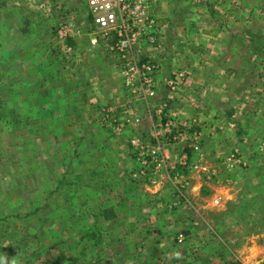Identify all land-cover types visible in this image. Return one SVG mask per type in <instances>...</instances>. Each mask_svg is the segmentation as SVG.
I'll return each instance as SVG.
<instances>
[{
  "label": "rangeland",
  "instance_id": "374dc122",
  "mask_svg": "<svg viewBox=\"0 0 264 264\" xmlns=\"http://www.w3.org/2000/svg\"><path fill=\"white\" fill-rule=\"evenodd\" d=\"M144 1L141 17L153 23L141 29L156 40L135 36L124 55L111 49L114 26L101 28L85 0H0V254L26 243L6 264H40L49 252L66 255L63 264H264V0H199L197 9V0H161L166 15L173 3V24L160 21V0ZM207 46L213 52L199 55ZM143 62L154 65L152 95L141 85ZM191 64L210 81L200 104L219 117L209 126L217 131H197L172 110L173 82L185 73L187 88ZM112 83L148 99L157 122L151 141L141 136L145 148L162 141L167 114L182 138L161 148L188 144L191 154L151 171L148 155L133 176L128 130L95 105ZM14 112L29 117L18 130ZM183 156L193 168L179 164Z\"/></svg>",
  "mask_w": 264,
  "mask_h": 264
},
{
  "label": "crops",
  "instance_id": "0c3cea01",
  "mask_svg": "<svg viewBox=\"0 0 264 264\" xmlns=\"http://www.w3.org/2000/svg\"><path fill=\"white\" fill-rule=\"evenodd\" d=\"M199 2L200 1L197 0L196 2L194 1V3H192V4H194V7L196 9L198 8L199 5H201ZM156 5H157L156 7H159L158 14L165 13L164 1L162 2L160 0V2H157ZM172 6H173V3L170 5L168 4L167 9H168V11L169 10L170 11H169L168 15H166V13L164 15H162V16H165V17L160 18L161 19L160 21L162 23L173 24L174 18H173L172 10H174V7H172ZM197 14L198 13L195 12V14L192 15V20H193L192 24L198 25V23L201 22V21H197L196 16H195ZM202 15L204 18L207 17V15H205L204 12L202 13ZM166 16H169V18H171V19H164V18H166ZM199 20H203V18L202 19L200 18ZM161 22L159 23V26L161 25V29H163ZM161 32H162V30H161ZM161 32L159 29L160 39L162 38ZM71 34H73V32ZM168 36H170V35H168ZM194 41H196V39H194ZM200 41L202 42V45H204L205 41H207V38L202 37L200 39ZM205 46H206V44H205ZM200 52H204V53L209 52L211 54L213 52V49H209L207 46L204 49L198 50L199 55H200ZM154 53L156 54L155 56H154ZM147 54H148V52L146 53V55ZM194 54H195V52H194ZM159 56H162V54L161 53L158 54V49H157V51L155 50L153 52V58L156 57L155 59L158 60L157 57H159ZM148 57L152 58L151 54H149ZM148 57H145L146 60H148ZM197 58H198V55L195 54L194 59L197 60ZM176 65H178L177 68L182 69L181 65H179L177 63L175 64V66ZM190 66L194 70V72H190L193 80H192V82L189 81V85L187 88L183 87L186 82L188 83V81H185L186 78H185V73L183 71H181L182 73H184L183 77L181 79L178 77L177 80L173 82V83H175V87H177L176 88L177 92H175V94L173 95L174 100L172 101V103H173V106H172L173 109L172 110H174L176 117L179 120H181L180 122L188 123V124H191V123L198 124V126L196 127L197 131H206V129H207V131H217V130H214V128L209 129V126L211 124H215L219 127V123L214 122V119L219 121V117L218 118L216 117L217 116L216 113L212 114V110H210L206 116L203 110H207V108H204L203 105L200 104L201 102L205 103L206 94L207 95L210 94L209 92H207L208 90H210L208 87H211L210 81H208L207 76H202L198 72L197 65L191 64ZM118 86H119V84H117V86L115 87L114 83L107 84V88L111 92V93H109L110 95H108V100H104L105 103H103V102L99 103L97 101V104H95V105H98V108H100V111H99L100 116L104 115L107 119H112L113 120L112 123L115 122L116 120L118 121L117 130H119L122 127V125H123L122 131L128 130V139L131 142H133L131 144L132 148L130 147L131 149H129V151L131 152V154L136 153V155L131 156L132 158L128 157L130 159V160L128 159V162H130V166H131V164H133V166H134L133 167L134 169L131 168L129 170H133V172L132 171L131 172H132L133 176H136V175H138L137 174L138 166L146 163V161L142 163L141 159L137 158V156L139 155V151H141V146L139 144V143H142L141 136H143V139L146 141L152 140L150 138L149 134L150 135L152 134L151 131L154 130V127L156 124L155 122H157V118L152 115V111L150 109V106L148 105L149 102L147 101L148 99L146 97H143V96L137 94L136 92L133 93L131 87H127V86L125 87L122 85V88H118ZM100 88H102V86ZM111 88H116L118 90L120 89L121 93H117L115 95V92H118V91H111ZM159 88L160 89L164 88V85L160 84ZM205 92H207V93H205ZM118 94H121V95H118ZM184 96H189V97L191 96V98H192L191 103H190V101H188V99H185ZM209 98H210V96H209ZM198 99H201V100L204 99V101H200ZM142 101L144 102V104ZM187 101H188L189 106H187V105L183 106V104L187 103ZM210 103L212 104V99H210ZM126 112H128V121L126 120V117H127ZM226 113L229 117L232 116L231 114H233L231 112H226ZM209 117H210V119H209ZM226 119L230 120V121L232 120L231 122L228 121L229 125L232 123L238 125V123L235 122L233 119H230V118H226ZM124 121L128 122V124H125ZM245 121L246 122L243 125L241 124V128H238L236 130V131H238L237 134L239 133V131H244L245 127H246V129H248L249 123L247 120H245ZM205 122H207V123H205ZM111 125H113V124H111ZM206 125L208 126V128ZM225 130H227V131L229 130L228 126H225L222 128V131H225ZM155 134H158L157 131L155 132ZM222 134H223V132H222ZM147 136H148V139H147ZM212 136L214 137V136H216V134L212 133ZM152 148H154V146H152ZM126 150H127V147H126L125 151ZM162 150H163V154H164L165 158L169 157L170 155L172 156V158H177V157H180L181 155H183L184 153L191 154V152H192L191 147L188 144H184V146L181 144L165 145L164 147H162ZM115 152L117 153L118 149L115 150ZM126 152H122V153H126ZM108 153H109V158H111V156L117 157V154H115L113 152L108 151ZM117 160H118V158H117ZM117 160H116V162H117ZM200 160H201L200 161L201 165L209 163V159L206 157L205 158L201 157ZM164 162L167 163L166 160H164ZM148 163H149L147 165L148 171L149 170L151 171L154 168L158 169L154 166V164L152 162H148ZM168 163L170 164V162H168ZM214 166H216V165H214ZM163 167L165 168V165ZM204 173H207L206 177H208L210 174L209 171L203 172V174ZM213 173H216V171L213 170ZM191 176H192L191 179H196V181H198V183H200V184L206 183L208 185H211L212 188L214 186L213 183H208L203 178L200 180L198 177L195 178L192 174H191ZM145 177H148L146 172H145ZM166 178H171V177L169 175L168 176L166 175ZM157 184H159V182H157ZM142 197H144L143 194H142Z\"/></svg>",
  "mask_w": 264,
  "mask_h": 264
},
{
  "label": "built area",
  "instance_id": "2783aa9c",
  "mask_svg": "<svg viewBox=\"0 0 264 264\" xmlns=\"http://www.w3.org/2000/svg\"><path fill=\"white\" fill-rule=\"evenodd\" d=\"M89 10L92 13H96L95 22L101 28H107L110 25L115 28V42L112 44L111 49L115 52L120 51L124 53V55L128 52V55H133L132 43L135 41L136 37L138 39H148L150 42H154L156 37L152 35L149 31L147 33L145 28H142L143 20L144 23L150 26L153 23V18L151 15L145 16L142 19V15L147 12L149 9L148 3L144 0H85ZM138 12V16L134 17L133 13ZM119 15V23H113L116 19V16ZM129 16V19H124ZM114 24V25H113ZM144 24V25H145ZM147 36V37H146ZM95 41V40H94ZM118 53V52H117ZM139 72V69L136 70ZM154 71V65L148 64L147 62H143L140 67V72L142 74V82L144 88L147 89L149 95H152L153 92L150 90L153 85V81L151 78V73ZM171 84V81H169ZM162 129H164V134L162 135L163 142H172L181 140L182 131H180L179 125L176 124L173 120L169 119L167 114L163 115ZM157 147H150L143 143H139L141 146V151H139V155L141 158V162L146 161V157L150 156L149 162L156 163V166L165 165L164 163V154L161 148L162 141L158 140ZM162 142V143H161ZM193 149H197V145H193ZM187 156V155H186ZM187 157L183 156L179 159V164H182V167L193 168V165L188 164ZM148 164V163H147ZM145 174V172H144Z\"/></svg>",
  "mask_w": 264,
  "mask_h": 264
},
{
  "label": "trees",
  "instance_id": "16d2710c",
  "mask_svg": "<svg viewBox=\"0 0 264 264\" xmlns=\"http://www.w3.org/2000/svg\"><path fill=\"white\" fill-rule=\"evenodd\" d=\"M70 44H72V42L70 41L69 42ZM27 115L29 116V111L27 112ZM31 115V114H30ZM13 118H14V120H12L11 122L12 123H15V127H16V130H18L19 129V125H21L22 126V124L24 125V124H26V123H28L29 122V117L28 118H25V119H19L18 118V116L16 115V113L14 112L13 113ZM31 117V116H30ZM28 121V122H27ZM25 241L27 242V240L25 239ZM25 247V249H26V243L24 242V243H22V244H20V246H16L15 244H10V245H8V247H7V251H6V253H5V255H6V257L8 256V254L9 253H13V254H16V255H19L20 254V251L22 250V247ZM28 246V245H27ZM5 255L3 256V255H1L0 254V261H2L3 262V264H6V262H5V259H4V257H5ZM11 255V254H10ZM3 258H2V257ZM29 256H33V255H29ZM35 258V257H34ZM67 260V256L66 255H61L60 257H58V258H55L52 254H51V252H49V254H46L45 255V257L40 261V264H63V263H59V262H63V261H66ZM30 262V261H29ZM28 262V263H29ZM25 264H27V263H25Z\"/></svg>",
  "mask_w": 264,
  "mask_h": 264
},
{
  "label": "clouds",
  "instance_id": "9594fccd",
  "mask_svg": "<svg viewBox=\"0 0 264 264\" xmlns=\"http://www.w3.org/2000/svg\"><path fill=\"white\" fill-rule=\"evenodd\" d=\"M0 264H3V262H2V261H0Z\"/></svg>",
  "mask_w": 264,
  "mask_h": 264
}]
</instances>
